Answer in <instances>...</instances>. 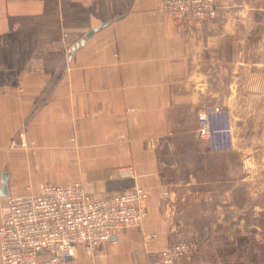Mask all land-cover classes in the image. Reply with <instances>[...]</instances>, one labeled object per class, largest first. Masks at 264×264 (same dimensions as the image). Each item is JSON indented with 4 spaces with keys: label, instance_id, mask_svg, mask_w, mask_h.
Instances as JSON below:
<instances>
[{
    "label": "crops",
    "instance_id": "0c3cea01",
    "mask_svg": "<svg viewBox=\"0 0 264 264\" xmlns=\"http://www.w3.org/2000/svg\"><path fill=\"white\" fill-rule=\"evenodd\" d=\"M217 4L212 20L177 22L158 0H0V191L3 178L9 196L40 194L47 183L84 182L97 197L142 185L160 236L154 256L181 241L193 221L177 212L178 184L161 159L172 162L186 142L190 152H211L199 114L239 103V79L264 45V3ZM204 253L175 264H213ZM150 258L141 231L128 228L95 256L79 245L69 264Z\"/></svg>",
    "mask_w": 264,
    "mask_h": 264
},
{
    "label": "built area",
    "instance_id": "2783aa9c",
    "mask_svg": "<svg viewBox=\"0 0 264 264\" xmlns=\"http://www.w3.org/2000/svg\"><path fill=\"white\" fill-rule=\"evenodd\" d=\"M159 9L177 22L208 21L217 17V0H158ZM199 136L214 153L236 147L234 116L229 107L213 105L199 114ZM168 199V189H164ZM148 187L137 185L120 194L94 196L84 182L68 185L47 183L40 194H13L3 208L0 223L1 264H69L77 247L84 245L95 256L100 244L125 229L141 231L148 264H175L192 259L203 241H179L158 250L160 236L148 219Z\"/></svg>",
    "mask_w": 264,
    "mask_h": 264
},
{
    "label": "rangeland",
    "instance_id": "374dc122",
    "mask_svg": "<svg viewBox=\"0 0 264 264\" xmlns=\"http://www.w3.org/2000/svg\"><path fill=\"white\" fill-rule=\"evenodd\" d=\"M256 47L248 75L239 79L245 92L234 107L226 106L234 116L235 149L195 153L188 151L186 142L172 162L161 159L166 167L170 164L164 168L167 181L178 184L171 189L180 202L177 212L193 221L184 229L181 241L207 240L195 258L206 251L213 264H221V258L224 264H264V45ZM231 79L226 77L225 82ZM188 168L197 172H187ZM199 182L207 185L197 189L193 184ZM170 196L168 190V199ZM231 241L238 247L211 249Z\"/></svg>",
    "mask_w": 264,
    "mask_h": 264
},
{
    "label": "water",
    "instance_id": "95a60500",
    "mask_svg": "<svg viewBox=\"0 0 264 264\" xmlns=\"http://www.w3.org/2000/svg\"><path fill=\"white\" fill-rule=\"evenodd\" d=\"M84 40H82L81 43H83ZM80 44H78L77 46H79ZM75 46L74 49L77 47ZM9 181L7 178H3L2 180V187H1V191H0V198L2 197H9Z\"/></svg>",
    "mask_w": 264,
    "mask_h": 264
},
{
    "label": "trees",
    "instance_id": "16d2710c",
    "mask_svg": "<svg viewBox=\"0 0 264 264\" xmlns=\"http://www.w3.org/2000/svg\"><path fill=\"white\" fill-rule=\"evenodd\" d=\"M226 243V242H225ZM206 246V243H203V248ZM203 250V249H202Z\"/></svg>",
    "mask_w": 264,
    "mask_h": 264
}]
</instances>
